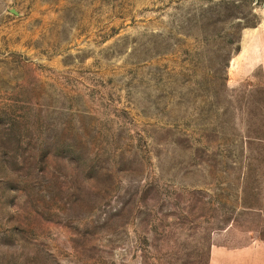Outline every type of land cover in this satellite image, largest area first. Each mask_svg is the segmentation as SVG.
<instances>
[{
    "label": "rangeland",
    "instance_id": "rangeland-1",
    "mask_svg": "<svg viewBox=\"0 0 264 264\" xmlns=\"http://www.w3.org/2000/svg\"><path fill=\"white\" fill-rule=\"evenodd\" d=\"M263 22L264 0H0V264L264 240Z\"/></svg>",
    "mask_w": 264,
    "mask_h": 264
},
{
    "label": "crops",
    "instance_id": "crops-1",
    "mask_svg": "<svg viewBox=\"0 0 264 264\" xmlns=\"http://www.w3.org/2000/svg\"><path fill=\"white\" fill-rule=\"evenodd\" d=\"M264 23V22H263ZM257 30L259 43L255 48L259 50L254 59L255 65H261L264 76V24ZM260 30L262 32H260ZM261 33V37H260ZM248 52V51H246ZM254 238L246 245L230 246L215 244L210 249L208 264H264V240L252 235Z\"/></svg>",
    "mask_w": 264,
    "mask_h": 264
}]
</instances>
